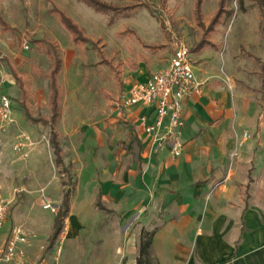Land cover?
<instances>
[{
  "label": "rangeland",
  "instance_id": "1",
  "mask_svg": "<svg viewBox=\"0 0 264 264\" xmlns=\"http://www.w3.org/2000/svg\"><path fill=\"white\" fill-rule=\"evenodd\" d=\"M100 1L116 10L96 12L82 0H0V20L6 23L4 27L0 22V92L11 101L9 120L0 117V200L10 201L8 220L0 230L22 226L30 235L29 245L38 244L36 264H100L104 256L119 252L121 203L114 194L102 192L101 184L110 169L111 174L116 171L119 144L129 140V123L119 120L116 109L122 115L123 83L140 65L148 73L155 71L150 65L165 61L180 46L190 50L196 64L193 49L204 39L211 44L201 50L210 69L225 85L231 79L264 104L261 0H227L221 23L210 31L207 25L218 0H201L202 25L196 0ZM53 5L89 41L75 42L50 13ZM54 51L61 58L55 130L63 165L55 163L49 127L25 115L7 66L25 78L31 116L47 117ZM130 166L122 164L125 171ZM66 189L69 210L61 232L49 242V227Z\"/></svg>",
  "mask_w": 264,
  "mask_h": 264
},
{
  "label": "crops",
  "instance_id": "2",
  "mask_svg": "<svg viewBox=\"0 0 264 264\" xmlns=\"http://www.w3.org/2000/svg\"><path fill=\"white\" fill-rule=\"evenodd\" d=\"M201 50L193 51L198 86L183 100L178 157L145 133L141 117L153 123V107H123L122 115L116 109L119 120L129 123V140L119 144L116 171L109 170L101 187L121 203V233L119 252L100 264H136L142 230H154L159 264H264V104L231 79L225 85ZM172 53L150 65L155 71L140 65L123 91L165 68ZM124 161L131 163L128 171ZM10 230H0V252ZM37 245L21 246L27 264H36Z\"/></svg>",
  "mask_w": 264,
  "mask_h": 264
},
{
  "label": "built area",
  "instance_id": "3",
  "mask_svg": "<svg viewBox=\"0 0 264 264\" xmlns=\"http://www.w3.org/2000/svg\"><path fill=\"white\" fill-rule=\"evenodd\" d=\"M197 86L191 52L185 46H180L173 51L165 68L151 74L144 82L132 84L123 93L121 106L153 107L155 112L153 123L144 124L145 119L141 117L144 131L150 136L152 144L167 145L171 154L178 157L184 144L181 138V129L184 126L183 100ZM10 113L11 101L8 96L0 92V117L9 120ZM246 135L244 133V136ZM9 207L8 199L0 200V227L8 218ZM45 208L56 212L54 205L46 204ZM29 243L28 232L21 226H14L0 252V262L24 263L26 258L21 246Z\"/></svg>",
  "mask_w": 264,
  "mask_h": 264
},
{
  "label": "trees",
  "instance_id": "4",
  "mask_svg": "<svg viewBox=\"0 0 264 264\" xmlns=\"http://www.w3.org/2000/svg\"><path fill=\"white\" fill-rule=\"evenodd\" d=\"M85 4L90 6L96 12H106L108 10H116L115 7L102 2L100 0H82ZM227 0H218V6L211 17L208 25L207 30H213V28L220 24L222 21V17L227 12L225 8V3ZM264 3V0H261ZM200 4L201 0H196V16L198 22L201 23L200 17ZM261 11L264 12V4L260 7ZM50 13L56 14L64 26V28L69 32L75 42L82 41L87 42L89 39L84 36L82 30L79 26L72 21L70 17H68L65 13L59 10L56 6H52L50 9ZM1 24L5 27L6 23L1 19ZM206 45H211L210 42H206V40H200L194 47L193 51H198L205 47ZM52 64H51V72H50V82H49V115L47 117H37L33 118L31 116L30 110L28 108V88L26 85V81L24 76L19 73L16 68L7 62V66L9 68L10 74L15 80V84L19 89V103L23 108L25 115L28 119L32 120L33 122H39L43 125L49 127L50 130V139L49 142L53 148V152L55 155V163L57 165H63L62 157H61V149L59 143L57 141V132L55 130V124L57 119L60 116V109H59V98H60V90L57 84V75L61 69V58L57 51H54L52 54ZM69 200H70V190L66 189L62 195V201L59 207L58 212L54 215L53 220V231L51 236L49 237V242H53L55 238L61 232V228L63 226L64 219L67 216L69 210ZM154 236V230H142L140 234V242L138 248V255L136 258V264H159L156 257L153 255L152 250V240Z\"/></svg>",
  "mask_w": 264,
  "mask_h": 264
}]
</instances>
